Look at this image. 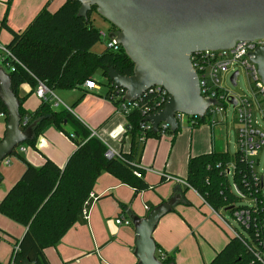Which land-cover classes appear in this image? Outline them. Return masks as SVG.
I'll list each match as a JSON object with an SVG mask.
<instances>
[{"label":"trees","instance_id":"16d2710c","mask_svg":"<svg viewBox=\"0 0 264 264\" xmlns=\"http://www.w3.org/2000/svg\"><path fill=\"white\" fill-rule=\"evenodd\" d=\"M11 2H6L1 26L8 29L12 36L6 48L18 63L10 61L6 70L11 90L20 101L21 120H28L23 130L36 122L33 139L20 146L34 148L37 138L48 127L65 133L76 146L63 168L47 158L41 167L26 163L21 177L0 202V214L26 229L22 239L14 243L7 264H49L44 250L55 248L78 222L83 204L102 174H110L135 193L149 189L140 159L145 141L160 139L161 135L160 132L145 130L144 117L138 110H132L124 115L130 152L119 154V158L107 159V147L64 108L54 109L49 102H41L35 112L26 113L22 108L24 98L18 94L19 87L28 84L35 90L37 80L52 92L81 91L84 83L92 80L105 88L103 97L117 109L122 101L119 98L121 95L107 78V69L111 67L121 76H131L134 64L122 48L117 52L107 48L100 54L92 52L101 39L99 29L91 21V16L97 14L95 7L91 8L86 18H81L77 16L81 7L77 1L65 0L51 13L47 9L49 0L23 31L14 32L6 24ZM109 25L110 32H116V28ZM97 73L100 78H96ZM84 97L82 93L72 107ZM153 100H157V94L147 92L141 104H151ZM0 114L6 118V108L1 102ZM205 122L206 119H194L189 126L194 129ZM65 127L70 131L67 132ZM178 132L179 128L169 133L176 135ZM141 138H144L143 142ZM236 155L211 152L188 159L184 182L215 212L221 209L232 214L237 208L239 198L231 191L222 174V166L232 160L236 161L238 168L244 169V164ZM243 176L237 171L234 181L239 183ZM252 219L246 230L248 236H231L209 264H264L255 256L256 253L264 254V206L252 214ZM156 249L159 248L156 246ZM174 262V255H166L162 261L163 264Z\"/></svg>","mask_w":264,"mask_h":264},{"label":"crops","instance_id":"0c3cea01","mask_svg":"<svg viewBox=\"0 0 264 264\" xmlns=\"http://www.w3.org/2000/svg\"><path fill=\"white\" fill-rule=\"evenodd\" d=\"M47 1L49 0H12L6 21L7 27L14 32L23 31ZM6 2L7 0H0V44L3 46H7L12 39L8 29L1 26L6 11ZM64 2L65 0H51L47 9L53 13ZM107 31L108 34L112 33L110 27ZM0 67L7 73L1 57ZM34 91L28 84L21 85L18 91L19 97L24 98L22 108L29 114L35 112L42 102L36 97ZM60 92L66 98L72 94L75 95L72 99L67 98L70 100V107L64 102L63 104L71 109V115L80 121L94 137L98 138L107 149L117 154L130 152L131 146L129 137L126 135L128 127L125 116L118 113L115 106L103 97L106 91L103 92L100 86L94 90H88L82 86L81 91ZM82 93L85 97L72 107ZM220 125L222 123L215 126L209 125L208 142L205 140L206 144L199 149L200 151L195 152L197 155L188 154L187 160L190 157L211 152L228 153L227 142L225 146L222 144L221 148L216 140L217 133H221L218 131ZM66 128L68 127H65V130ZM190 130L193 132V129ZM5 132L6 118L0 114V141ZM179 134L180 132L176 135L167 133L160 139L145 141L140 166L145 169L144 180L149 186L148 190L135 193L132 188L121 184L110 174H102L92 189L98 199L89 209L88 219L85 220L81 216L55 248L44 250L48 263L135 264L133 227L119 225L116 220L128 219L130 215L146 217L148 212L157 205L167 201L173 195H180V202L169 214L160 219L153 232V240L167 256L174 255V264H209L229 241L226 229L215 220L210 207L194 190L186 189L184 185L173 181H166L160 176L163 173L184 181L183 178L174 175L183 176V149L180 154L173 157L176 141L178 145L183 142V136L178 137ZM168 146H170L169 152L166 155ZM22 148H25V152H20ZM75 149V144L65 133L54 127H48L37 138L34 148L27 145L20 146L13 155V162L8 160L4 163L8 170L2 178V183H5L9 191L21 177L26 163L41 167L46 158L63 168ZM168 163L170 172H166ZM146 167L150 169L147 170ZM2 227L0 225V233L4 232L7 239L12 241L11 248L6 246L0 248V263L7 264L14 243L22 239L26 229H15L16 234L12 235L5 232ZM1 241L4 240L0 238V247L4 245Z\"/></svg>","mask_w":264,"mask_h":264},{"label":"water","instance_id":"95a60500","mask_svg":"<svg viewBox=\"0 0 264 264\" xmlns=\"http://www.w3.org/2000/svg\"><path fill=\"white\" fill-rule=\"evenodd\" d=\"M81 4L77 16L86 18L92 7L116 28L107 35L120 45L134 64L131 76H121L111 67L107 78L125 92L123 100L138 101L149 89L159 86L167 93L161 110L144 118L152 132L160 124L170 132L179 128L176 114L203 119L217 102L200 95L190 64L196 51L233 48L237 41L264 38V0H74ZM257 66L264 84V48L246 54ZM237 75L235 73L232 79ZM235 86V82H232ZM0 102L6 108V132L0 142V163L20 145L34 137L36 122L20 128V101L11 90L8 73L0 67ZM235 105V103H232ZM173 195L146 217L129 216L134 230L135 264H163L156 256L153 232L160 219L180 202Z\"/></svg>","mask_w":264,"mask_h":264},{"label":"built area","instance_id":"2783aa9c","mask_svg":"<svg viewBox=\"0 0 264 264\" xmlns=\"http://www.w3.org/2000/svg\"><path fill=\"white\" fill-rule=\"evenodd\" d=\"M264 48V38L252 41H237L233 48L224 50H204L196 51L190 55V64L194 70L201 97L215 100L217 103L211 106L205 113L206 119L213 125H217L218 122L214 117L221 112L222 109L232 107L234 114L237 118V131H236V158L244 164V169L238 168L236 161L232 160L222 166V174L228 182V178L234 176L237 171L243 173V179L240 178L239 183L234 181V193L239 198L237 208L232 211V218L237 220L245 230L249 229L252 222V214L259 211L260 206H264V174L261 175L258 172L260 163V152L264 150V84L257 71V66L251 62L246 55L249 52H254L256 48ZM105 48L117 52L121 48L116 44L114 40L107 39ZM0 57L4 68H9V62L13 61L18 63L13 57L12 53L0 44ZM7 61L3 63L4 61ZM237 75L232 79V76ZM243 74L248 82V94L235 93L232 88L238 86L239 76ZM228 77L231 87L228 86ZM235 82V86H232V82ZM88 90L97 89L100 85L92 80L86 81L83 85ZM101 87V86H100ZM116 89V88H115ZM121 95V103L117 108V112L123 115L132 110H138L145 118L151 114L161 110L165 105L168 97V93L161 87L155 86L149 89V94H157V100H153L152 103L141 104L143 96L135 102H127L123 100L125 92L119 90ZM35 95L42 102H49L54 109L64 108L68 112L71 109L63 104L55 95L54 92L49 90L46 85L37 80ZM235 103L233 105L232 103ZM186 117L181 114H176L175 118L180 123L181 119ZM188 124L194 123V119L188 118ZM27 119H22L20 122V128L23 129L27 126ZM145 123V122H144ZM145 130L152 131L149 123H145ZM157 132H160L161 137L170 132L169 126L166 124H160ZM92 136H94L91 133ZM144 141V138H141ZM15 151V150H14ZM20 152H25V148L20 149ZM107 159L119 158V154L108 149L105 153ZM162 179L166 181H173L184 185L191 189L184 181L172 177L167 174L160 175ZM229 183V182H228ZM230 187V186H229ZM98 197L90 192L87 199L83 204L81 216L87 220L89 209L97 201ZM147 211L149 209L145 208ZM213 215H215L223 228L231 233L233 237H239L237 233L227 221H225L221 215L210 208ZM263 209H261V212ZM116 223L121 225L130 226L128 219H117ZM156 258L162 262L166 258V254L161 249H156ZM258 261L264 263V254H255Z\"/></svg>","mask_w":264,"mask_h":264},{"label":"rangeland","instance_id":"374dc122","mask_svg":"<svg viewBox=\"0 0 264 264\" xmlns=\"http://www.w3.org/2000/svg\"><path fill=\"white\" fill-rule=\"evenodd\" d=\"M91 21H92V24L97 29H99V31L101 33L100 42L92 48V52H94L96 54H100L105 49V43L107 41V35H108L107 30L110 27V25L108 22L104 21L99 15H97L95 13L91 16ZM96 78H100L99 73L96 74ZM228 86L231 87V84L229 83V77H228ZM101 88H102V91L105 92V88H103V87H101ZM232 90L235 93L243 94L245 96L248 94V82H247V80L243 74H241L239 76L238 86L235 88H232ZM64 92L72 93L71 91H64ZM54 93H55L56 97L62 103L64 102L67 105H69V107L71 106L70 100H68L67 98L68 97H69V99H72V97L74 98L75 97L74 94H72L66 98V96L60 91H55ZM68 94H66V95H68ZM72 109H74V108H72ZM214 119L216 121L222 123V125H220V127L218 128V131H221V133L218 132L216 135V140H217L218 145L222 148V144H223V146H225V144L227 142L228 154L230 156H233L236 153V139L235 138H236V131H237V126H238L237 118H236V115L234 114L233 108L228 107L227 109H222L221 112L218 113L214 117ZM179 125H180L179 126L180 134L178 137L183 136V142H180V144L178 145V143L176 141V146L173 148L174 149L173 150V157L180 154L182 149H183V164H182L183 176L177 175V174H174V175L178 176L179 178L185 179L186 174H187V162H188L187 156H188V154H191L192 156L197 155V153H195V152L200 151L199 149L202 148L204 146V144H206V142H208V138L210 135V128H209L210 124L206 120L205 123H202L198 127L194 128L193 132H192L190 130L191 128L188 126L187 117H183L181 119ZM66 130L70 131L69 128H66ZM205 140H206V142H205ZM162 143H164V142H162ZM19 147H17L14 152H16V150L19 149ZM169 147L170 146H168V148L166 149V155H168ZM13 155L14 154L5 158L0 163V202L2 201V199L4 198L6 193L8 192L5 183L4 182L2 183V178H4L3 176L6 173V170H8L4 166V163L8 160L13 162V159H14ZM186 160H187V162H186ZM168 165H169V163L167 164L166 172H170L168 170ZM177 165H179V163H177ZM146 168H147V170L150 169L149 167H146ZM258 172L261 175L264 174V150L262 152H260V163H259V167H258ZM228 182H229V186H230L231 191H234V180L232 179V177L228 178ZM237 203H240V202L238 201ZM217 213L219 215H221L222 218L225 221H227L229 223V225L231 226V228H233L237 233L243 235L244 237L248 236V233L245 230V228L242 227L237 220L233 219L229 212L220 209ZM213 216L215 217V220L217 222H219L218 218L215 215H213ZM0 225L3 226L2 228L5 232H9V234H12V235L16 234L15 229L21 230L23 228L22 226L18 225L17 223L13 222L12 220H10L4 216H2L1 214H0ZM225 232L230 239L231 233L228 232L227 230H225ZM2 233H4V232H2ZM2 233H0V238H2V240H4V241H1V242H3L2 244H4V245H2V247H0V248H3L4 246L11 248V242L12 241L9 238L7 239V236L5 235V233L4 234H2Z\"/></svg>","mask_w":264,"mask_h":264}]
</instances>
